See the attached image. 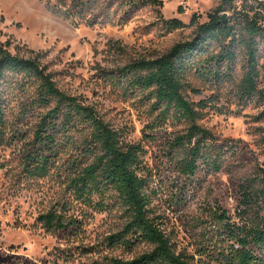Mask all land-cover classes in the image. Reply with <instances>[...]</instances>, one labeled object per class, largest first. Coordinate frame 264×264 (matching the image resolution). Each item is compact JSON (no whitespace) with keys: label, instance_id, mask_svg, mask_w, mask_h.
<instances>
[{"label":"rangeland","instance_id":"rangeland-1","mask_svg":"<svg viewBox=\"0 0 264 264\" xmlns=\"http://www.w3.org/2000/svg\"><path fill=\"white\" fill-rule=\"evenodd\" d=\"M83 1L80 9L74 8V0H0V44L13 55L38 56L62 91L96 109L121 132L124 143L142 146L152 216L178 253L194 257L193 264H209L201 250L212 254L219 247L209 211L221 207L234 216L240 187L264 166V97L247 100L237 95L244 73L241 56L231 70H224L229 78H203L195 72L186 76L187 99L195 105L210 104L198 125L210 132L216 145L227 141L235 146L220 171L199 161L196 174L188 178L179 166L183 153L171 146L177 135L187 132L188 123L169 118L157 125L152 103L138 92L125 94L105 76L191 40L193 16L207 22L221 0ZM173 19L186 27L166 24ZM259 49L258 88L264 92V39ZM33 96V87L21 91L10 84L2 102L0 264H110L112 258L126 261L150 252L153 247L147 242L127 248L108 241L127 224L118 201L107 199L97 207L98 196L93 205L76 200L69 183L82 158L74 147L64 146L51 157L47 175L31 172L29 159L39 148L35 131L48 109L29 107ZM86 134L72 131L77 146ZM51 211L76 219L74 234L48 231L40 217Z\"/></svg>","mask_w":264,"mask_h":264},{"label":"trees","instance_id":"trees-1","mask_svg":"<svg viewBox=\"0 0 264 264\" xmlns=\"http://www.w3.org/2000/svg\"><path fill=\"white\" fill-rule=\"evenodd\" d=\"M84 3L74 0V8L76 5L82 9ZM228 10L232 15L223 19ZM73 14H76L74 10ZM166 24L186 27L177 19ZM190 26L195 27L191 40L174 45L161 56L141 58L108 71L105 76L125 94L138 92L141 98L152 103V110L158 111L157 125L166 123L169 118L188 123L187 132L177 135L171 143L172 148L183 153L179 166L188 178L196 174L199 161L214 172L220 171L235 146L227 141L216 145L210 132L198 125L202 111L210 104L202 101L195 105L187 99L183 92L186 76L195 72L203 78H229L224 70H231L241 56L244 73L237 95L247 100L258 94L264 97V92L258 88L264 2L221 0L208 14L207 22L200 23L194 15ZM10 84L21 91L33 87L29 107L48 108L35 131L34 141L39 148L30 156L31 172L47 175L51 157L71 145L82 158L69 183L76 200L93 205V197L98 196L101 200L95 203L97 207L103 206L107 199L118 201L127 217L125 228L109 236L108 241L113 246L127 248H133L138 242H147L153 247L132 260L112 258L110 264H193L194 257L178 253L157 217L152 216L141 145L124 143L121 132L106 122L96 109L62 91L38 56L13 55L0 44V115ZM73 130L87 132L78 146ZM240 189L242 197L234 216L221 207L209 211L213 219L211 226L215 229L213 239L219 245L212 254L201 250V254L208 255L209 264H264V166ZM40 221L48 231L59 233H73L79 227L76 219H67L54 211L42 215Z\"/></svg>","mask_w":264,"mask_h":264},{"label":"water","instance_id":"water-1","mask_svg":"<svg viewBox=\"0 0 264 264\" xmlns=\"http://www.w3.org/2000/svg\"><path fill=\"white\" fill-rule=\"evenodd\" d=\"M226 16H227V14H224V15H223V19L226 18Z\"/></svg>","mask_w":264,"mask_h":264}]
</instances>
